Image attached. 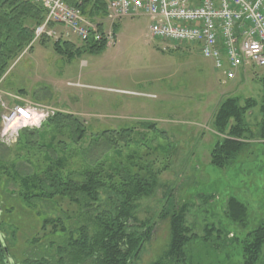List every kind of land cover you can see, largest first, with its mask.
Wrapping results in <instances>:
<instances>
[{
  "label": "rangeland",
  "instance_id": "rangeland-1",
  "mask_svg": "<svg viewBox=\"0 0 264 264\" xmlns=\"http://www.w3.org/2000/svg\"><path fill=\"white\" fill-rule=\"evenodd\" d=\"M93 20L103 22L104 31L112 30L115 44L68 58L52 50V39L32 41L1 78L0 97L8 100V94L17 95L21 102L48 105L54 114L74 115L85 128L84 137L76 147L66 135L56 136V141H67V148L74 152L89 149L84 154L87 162L98 159V163H111V168L132 158L133 171L152 177L153 192L138 200V226L131 225L141 230L138 223L153 224V231L133 264H151L167 250L169 215L176 204L185 208V223L192 233L203 236L206 227L215 228L208 241L192 238L187 242V261L241 264L240 241L264 222V144L252 140L227 167H215L209 153L223 136L216 133L212 120L228 96L261 100L264 87L259 77H263L264 68L249 67L246 83L234 86L239 78L227 80L196 45L151 37L148 17L111 21L106 13H98ZM68 40L76 48L82 45L72 34ZM253 111V118H248L255 123L258 107ZM124 129L132 130L131 142L119 141L116 151L104 146L102 132ZM50 135L56 133L52 130ZM17 139L0 140V160L13 161L22 175L31 174L32 164L26 155L33 148L24 149ZM19 190L13 180L2 179L0 235L13 264H22L35 253L29 240L41 234V216L53 217L66 207L49 200L28 206L21 201ZM230 197L247 206L244 226L225 216Z\"/></svg>",
  "mask_w": 264,
  "mask_h": 264
},
{
  "label": "trees",
  "instance_id": "trees-1",
  "mask_svg": "<svg viewBox=\"0 0 264 264\" xmlns=\"http://www.w3.org/2000/svg\"><path fill=\"white\" fill-rule=\"evenodd\" d=\"M81 9L92 21L95 14L106 13L105 3L101 1H84ZM43 18L42 6L33 0H0V80L32 44L34 29ZM40 40L50 39L42 37ZM105 46L104 41L96 43L91 37L77 48L68 39L52 40V50L68 58L82 51L96 53ZM261 82L264 87V78ZM238 97L225 98L213 117V128L223 137L210 150V164L221 169L227 167L252 140H260L264 144V97L259 101L253 97L242 101ZM256 107L258 117L255 116V123H252L248 117L253 118L251 113ZM52 130L56 135H50ZM20 132L16 142L22 141L26 150L28 146L33 148L32 153L26 155L33 172L22 175L13 161L0 160V186L3 178L13 180L20 188L21 201L31 207L38 200H49L57 205L64 203L66 206L53 217L41 216V234L29 240L35 253L23 259L22 264H133L153 231V224L138 223L141 230L131 225V222L136 225L138 222V200L153 192L152 177L133 171L135 164L132 158L112 169L111 163H98V159L87 162L85 155L89 149L74 152V148L72 151L67 148V141H56V136L66 135L76 147L84 137L85 128L72 114L56 112L39 128ZM40 133L44 137L39 136ZM101 136L104 146L116 151L119 150V141H132L133 133L131 129H124L104 131ZM75 154L80 158H75ZM30 156L36 158L31 160ZM226 207V217L242 226L246 224L248 213L243 202L230 197ZM169 216L168 248L151 264H193L187 261V242L192 238L208 241L215 228L211 225L206 227L203 236L192 233L185 223V208L177 204ZM216 237L219 238L220 234L216 233ZM232 238L238 240L234 235ZM0 239L4 244L3 236L0 235ZM240 246L241 264H264V222L248 231ZM0 259L4 264L1 254Z\"/></svg>",
  "mask_w": 264,
  "mask_h": 264
},
{
  "label": "built area",
  "instance_id": "built-area-1",
  "mask_svg": "<svg viewBox=\"0 0 264 264\" xmlns=\"http://www.w3.org/2000/svg\"><path fill=\"white\" fill-rule=\"evenodd\" d=\"M44 10L34 29L33 41L46 37L57 41L70 34L85 42L115 43L112 30L90 20L81 9L84 1H101L109 20L121 17L149 18L151 37L173 43L194 44L215 70L227 80L244 67H264V0H33ZM64 30L59 31L57 27ZM0 97V140L18 137L23 128L39 127L54 110L48 105L23 101L17 95ZM25 123V124H24Z\"/></svg>",
  "mask_w": 264,
  "mask_h": 264
},
{
  "label": "crops",
  "instance_id": "crops-1",
  "mask_svg": "<svg viewBox=\"0 0 264 264\" xmlns=\"http://www.w3.org/2000/svg\"><path fill=\"white\" fill-rule=\"evenodd\" d=\"M248 71H249V67H247V68L244 67V68L238 69L237 74H236V78L238 77L239 78V81L234 86H238V85H240V83L243 86L246 83L247 78H249V77H247ZM261 78H264V75H263V77H262V75L259 77V79H261ZM230 93H231V91H230ZM232 96H237V95H232ZM254 114H255L254 112L251 113V115H254ZM212 122H213V120H212Z\"/></svg>",
  "mask_w": 264,
  "mask_h": 264
},
{
  "label": "water",
  "instance_id": "water-1",
  "mask_svg": "<svg viewBox=\"0 0 264 264\" xmlns=\"http://www.w3.org/2000/svg\"><path fill=\"white\" fill-rule=\"evenodd\" d=\"M0 254L3 258L4 264H13L11 258L7 254V250L5 245L2 243V240L0 239Z\"/></svg>",
  "mask_w": 264,
  "mask_h": 264
},
{
  "label": "bare ground",
  "instance_id": "bare-ground-1",
  "mask_svg": "<svg viewBox=\"0 0 264 264\" xmlns=\"http://www.w3.org/2000/svg\"><path fill=\"white\" fill-rule=\"evenodd\" d=\"M25 124V123H24Z\"/></svg>",
  "mask_w": 264,
  "mask_h": 264
}]
</instances>
